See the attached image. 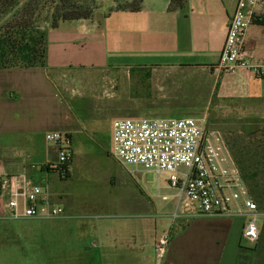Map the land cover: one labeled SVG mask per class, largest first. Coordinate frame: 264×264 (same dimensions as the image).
I'll use <instances>...</instances> for the list:
<instances>
[{
	"label": "crops",
	"instance_id": "1",
	"mask_svg": "<svg viewBox=\"0 0 264 264\" xmlns=\"http://www.w3.org/2000/svg\"><path fill=\"white\" fill-rule=\"evenodd\" d=\"M133 1L94 0L92 18L61 21L56 28L47 24L45 67L0 68V176H26L47 188L64 180L53 170L58 148L46 141L47 133L61 132L72 140L71 177L75 141L86 125L82 107L75 113L72 91L68 94L78 71H209L212 79L204 106L211 113L204 118L208 127L222 134L257 205L258 241L251 243L243 237L248 217L225 216H197L186 222L191 228H185L186 223L181 227L180 222L175 224L177 231L165 229L154 237L147 223L153 198L130 178L135 170L117 160L124 171L110 176V181L114 185L123 182L127 195L113 203L125 211L113 218V224L112 220L100 224L97 243L82 250V264H111L109 252L116 255L112 264H136L166 231H170V242L162 264H264V180L254 173L256 166L264 167V75L247 68L235 74L218 68L238 0H183L173 10L172 0H144L139 11L121 8ZM261 1L245 42L250 65L264 62ZM132 190L139 191L140 197L133 199L137 194L131 196ZM5 201L0 203V221L11 220ZM137 208L140 213L130 214V209L137 212ZM0 264H8V257L0 254Z\"/></svg>",
	"mask_w": 264,
	"mask_h": 264
},
{
	"label": "rangeland",
	"instance_id": "2",
	"mask_svg": "<svg viewBox=\"0 0 264 264\" xmlns=\"http://www.w3.org/2000/svg\"><path fill=\"white\" fill-rule=\"evenodd\" d=\"M31 1L0 0V27L10 17V14L3 15L2 12L11 11L13 15ZM38 1L39 12L34 22L44 30L51 22L54 0ZM4 3L17 6L9 10L2 6ZM147 70L143 73L126 69L81 70L73 75L68 94L72 91L75 113L82 107L86 125L75 141L76 156L71 177L58 179L47 188L55 202L65 210L67 218L0 221V254L8 257V264H82L85 255L82 250L97 243L100 224L108 220L113 224V218L124 213V208L113 203L127 195L124 184L114 185L110 181V176L122 175L124 171L113 154L115 119H201L206 113L210 115V110L204 106L212 79L209 71L181 68ZM176 104H185V107L173 108ZM83 140L86 144H81ZM128 169L135 170L129 174L130 178L153 198L154 206L151 213L148 211L147 223L154 237L165 229L177 231L175 224L181 222L183 227L186 222L194 220L195 217H174L172 196L176 191L169 186L165 176L142 169L137 171L133 166ZM255 169L258 180H264V167L260 165ZM133 191L131 196L137 194L133 199L140 197L139 191ZM164 196H169V200H164ZM129 211L130 214L140 213L138 208L137 212ZM191 227L186 223L185 228ZM144 252L141 254L144 262L138 258L136 264H158L153 248ZM106 255L112 264L116 255L112 252Z\"/></svg>",
	"mask_w": 264,
	"mask_h": 264
},
{
	"label": "built area",
	"instance_id": "3",
	"mask_svg": "<svg viewBox=\"0 0 264 264\" xmlns=\"http://www.w3.org/2000/svg\"><path fill=\"white\" fill-rule=\"evenodd\" d=\"M261 0H238L231 19L218 68L235 74L240 68L264 75V62L247 63L245 42L255 7ZM56 144L58 161L53 170L63 179L73 161L72 140L67 134H46ZM113 154L122 165L165 176L176 191V219L188 217H248L243 237L256 243L257 205L249 195L240 169L232 161L222 134L207 126L205 118H122L113 123ZM6 203L8 219L55 220L67 218L65 210L42 185L26 176H0V203ZM168 201L169 196H164ZM170 242V231L154 245L161 264Z\"/></svg>",
	"mask_w": 264,
	"mask_h": 264
},
{
	"label": "trees",
	"instance_id": "4",
	"mask_svg": "<svg viewBox=\"0 0 264 264\" xmlns=\"http://www.w3.org/2000/svg\"><path fill=\"white\" fill-rule=\"evenodd\" d=\"M54 9L50 26L56 28L61 21L90 19L96 9L94 0H54ZM144 0H134L121 6L129 11H139ZM183 4V0H172L170 9ZM11 9L17 4L2 5ZM39 1L33 0L16 13L10 14L7 23L0 27V68H37L47 64L48 41L47 28L42 30L35 24L39 12ZM138 70L141 68H137ZM149 77V76H146ZM71 166V165H70ZM68 175L66 178H68Z\"/></svg>",
	"mask_w": 264,
	"mask_h": 264
}]
</instances>
